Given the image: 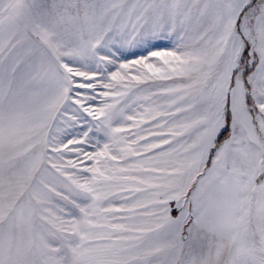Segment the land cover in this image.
Returning <instances> with one entry per match:
<instances>
[{"label": "snow or ice", "instance_id": "6c2138e0", "mask_svg": "<svg viewBox=\"0 0 264 264\" xmlns=\"http://www.w3.org/2000/svg\"><path fill=\"white\" fill-rule=\"evenodd\" d=\"M0 264H264V0H0Z\"/></svg>", "mask_w": 264, "mask_h": 264}]
</instances>
